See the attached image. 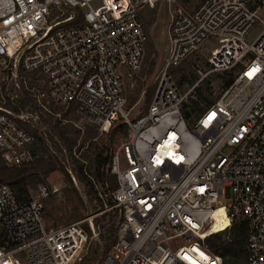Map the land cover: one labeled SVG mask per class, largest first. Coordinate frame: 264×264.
<instances>
[{
    "label": "built area",
    "instance_id": "built-area-1",
    "mask_svg": "<svg viewBox=\"0 0 264 264\" xmlns=\"http://www.w3.org/2000/svg\"><path fill=\"white\" fill-rule=\"evenodd\" d=\"M155 3L0 0V160L16 167L36 159L35 138L22 123L52 114L45 101L75 108L102 134L123 124L128 133L109 167L123 222L101 264H223L205 241L240 221L247 223L246 264H264V0L175 8L155 94L144 114L131 116L126 77L143 70L149 35L142 12ZM212 41L219 46L210 50L208 73H236L189 122L182 110L199 82L183 91L173 70ZM40 74L47 91L39 102L30 81ZM23 86L38 98L39 112L8 107ZM55 192L40 184L22 201L0 181V264H79L87 255L84 222L46 226L45 203Z\"/></svg>",
    "mask_w": 264,
    "mask_h": 264
},
{
    "label": "rangeland",
    "instance_id": "rangeland-1",
    "mask_svg": "<svg viewBox=\"0 0 264 264\" xmlns=\"http://www.w3.org/2000/svg\"><path fill=\"white\" fill-rule=\"evenodd\" d=\"M205 0H156L154 8H146L143 15L145 26L148 30L149 44L147 46L146 58L142 72L126 77V97H127V110L131 116H136L142 113L145 106L146 94L148 91H156L155 78L159 75L164 60L168 53L169 47V26L171 21V12L178 7H182L188 12L198 9ZM261 31V26L254 28L250 36L247 38L249 42L253 41ZM217 41L208 42L200 53L192 58L189 65L185 68L196 76V83H198L193 97L188 104L192 101L198 103V109L205 108L204 103L200 100L198 90L205 96L212 100H216L226 89L227 80L234 78L236 72L231 73H208L210 65L208 58L210 50H216L218 47ZM155 62V67L152 75L148 77V71L151 64ZM175 79L178 80L184 73L175 71ZM35 89V93L41 101L42 92L47 91V86L42 80H35L31 83ZM192 85H183V91H187ZM154 96V95H153ZM36 98V97H35ZM38 98L35 99L38 102ZM135 103L131 106V103ZM52 111V114H45L43 111V122L39 125V129L45 132V138H35V144L32 150L36 158L42 156L43 151L47 147L50 152L54 153L52 143L48 140L47 134L52 132L53 128L58 127L57 130L62 135H66L69 141L74 146V153L71 155L70 151L65 149L64 153L59 154V158L66 167L67 174L71 179L66 177V174L61 170H55L44 177H35L32 179L31 184L28 185V191L31 197L37 193L40 184H46L51 189H57V192L52 193L50 198L45 203L44 221L48 228H58L72 223L84 222L85 227L90 228V223L94 225V231L91 230L89 234L88 252L97 250L100 246V233L95 224V219L101 216L105 211H100L96 201L88 194L86 184L81 182L76 174L75 164L73 159L83 158L81 154L92 155L94 148L90 149V140H86L91 134L92 126L87 122L81 120L76 113L69 109L60 108L52 102H43ZM40 104V103H39ZM40 106V105H38ZM40 108V107H39ZM192 121V120H191ZM110 132V131H109ZM109 132L107 134H109ZM107 134L98 133L97 140H93L96 144L104 141L108 143ZM54 138L58 139L56 132ZM125 136H119L114 145L116 151L123 143ZM85 144V146H83ZM103 144V143H102ZM94 147V146H93ZM55 155V154H54ZM94 184L98 192H103L101 183L94 179ZM104 198H106L104 196ZM228 206V203L223 205ZM86 255V256H87Z\"/></svg>",
    "mask_w": 264,
    "mask_h": 264
},
{
    "label": "trees",
    "instance_id": "trees-1",
    "mask_svg": "<svg viewBox=\"0 0 264 264\" xmlns=\"http://www.w3.org/2000/svg\"><path fill=\"white\" fill-rule=\"evenodd\" d=\"M142 21L145 24L144 20ZM192 58L173 70L174 77L176 70L184 73L178 80H176L180 87H183L185 84L193 86L197 81L196 76L190 71L187 72L185 68L186 65H189ZM154 67L155 62L153 61L148 71V77L152 75ZM31 77L30 85L32 82H35V80H42L44 75L40 74L37 77ZM233 80V78H229L227 80L226 88L233 82ZM153 95V90L147 92L145 106L142 109L143 114L147 111ZM198 95L200 100L204 103L205 108L210 107L216 101L208 98V96H205L200 90H198ZM17 103V105L8 103V107H11L17 112L23 110L29 113H37L41 110L38 103L33 99L31 92L27 90L25 86H23L22 95ZM134 103L135 101L131 103V106ZM205 108L198 109V103L192 101V104H187L183 107L182 112L185 118L190 122L193 119L192 116L202 112ZM69 110L75 113V108L71 107ZM43 120V115H41V121L35 123V125L24 123H22V125L34 138L41 140V138H45L46 134L39 129V125L42 124ZM57 130H59L58 127L53 128L52 132L47 134L48 140L52 143L54 153L50 152V150L45 147L46 149L43 151L42 156L36 158L30 163L22 164L21 166L16 167H9L4 164L2 160H0V181L11 185L15 189L20 200L25 201L31 198L30 192L28 191V185L31 184L32 179L35 177L48 176V174L55 170H61L66 174V177L71 179L67 174L66 167L58 155H62L65 149L69 150L72 155L76 144H72L65 134L62 135ZM54 132H56L58 139H55L56 137L54 138V136H56L54 135ZM98 133H100L98 128L92 126L91 134L89 135L90 137L86 139L87 141L90 140V142H92L89 143L91 145H89L90 147L88 148H94V152L91 157L88 154H81L83 158L78 157L79 160L76 158L73 159V163L76 168L75 171L79 180L86 184L88 194L94 201L97 202L99 210L105 211L101 216L95 219V224L99 229L101 236L100 246L97 250H92L79 264H101L117 243L119 237L118 230L123 222V210L119 207H115L116 203L112 197L113 192L118 187V180L115 175L111 174L109 167L115 153L114 145L116 143V139L119 136H126L128 128L123 124H119L117 127L111 129L109 134L106 133L108 138L107 144H105L104 141L98 144L93 141L97 140ZM104 134L105 133H103V135ZM83 146H85V144ZM94 179L101 183L103 192L97 191L93 182L95 181ZM104 196L106 198H104ZM85 228L89 234H91L90 228ZM215 230L217 229L214 228L212 231L215 232ZM246 232V221H240L234 224L229 232L224 234L218 233L208 237L205 241V246L210 253L221 257L223 259V264H246Z\"/></svg>",
    "mask_w": 264,
    "mask_h": 264
},
{
    "label": "bare ground",
    "instance_id": "bare-ground-1",
    "mask_svg": "<svg viewBox=\"0 0 264 264\" xmlns=\"http://www.w3.org/2000/svg\"><path fill=\"white\" fill-rule=\"evenodd\" d=\"M214 217H215V218H219V214H215ZM219 220H220V219H219ZM221 221H222V224L220 225L221 227H226V226H228V223H227L226 220L221 219Z\"/></svg>",
    "mask_w": 264,
    "mask_h": 264
},
{
    "label": "crops",
    "instance_id": "crops-1",
    "mask_svg": "<svg viewBox=\"0 0 264 264\" xmlns=\"http://www.w3.org/2000/svg\"><path fill=\"white\" fill-rule=\"evenodd\" d=\"M145 11V10H144ZM144 11L142 12V17H143V15H144Z\"/></svg>",
    "mask_w": 264,
    "mask_h": 264
}]
</instances>
